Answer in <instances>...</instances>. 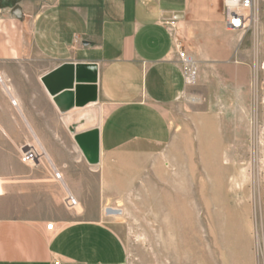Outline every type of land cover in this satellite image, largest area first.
<instances>
[{
    "label": "crops",
    "instance_id": "obj_1",
    "mask_svg": "<svg viewBox=\"0 0 264 264\" xmlns=\"http://www.w3.org/2000/svg\"><path fill=\"white\" fill-rule=\"evenodd\" d=\"M221 1L0 0V125L9 139L40 141L79 203L64 206L63 186L56 202L36 194L26 217L0 218V264H128L104 222L115 173L158 160L178 106L249 82L254 38L227 29ZM78 66L89 96L62 114L44 80Z\"/></svg>",
    "mask_w": 264,
    "mask_h": 264
},
{
    "label": "rangeland",
    "instance_id": "obj_2",
    "mask_svg": "<svg viewBox=\"0 0 264 264\" xmlns=\"http://www.w3.org/2000/svg\"><path fill=\"white\" fill-rule=\"evenodd\" d=\"M255 4L252 23L240 31L254 38L244 89L217 92L196 109L178 106L174 139L158 160L115 173L118 212L104 222L128 264H264V0ZM182 53L190 58L181 48V63ZM4 132L0 125V218L26 217L29 196L56 202L64 185L47 159L21 162V148L42 149L40 141Z\"/></svg>",
    "mask_w": 264,
    "mask_h": 264
},
{
    "label": "built area",
    "instance_id": "obj_3",
    "mask_svg": "<svg viewBox=\"0 0 264 264\" xmlns=\"http://www.w3.org/2000/svg\"><path fill=\"white\" fill-rule=\"evenodd\" d=\"M256 0H223V15L226 23V27L230 31H243L253 21V13L255 9ZM181 49V47H179ZM182 64L191 68L187 69V82L189 85L195 84L197 71L193 66V61L186 57L184 53L181 54ZM0 82L2 78L0 76ZM16 106V102H12ZM21 162L27 166H37L41 164L43 159H47L50 163V157L45 149L35 147H22L21 148ZM51 170L54 174L56 181L62 183L65 187L63 175L57 170L54 165H51ZM63 204L67 209H74L79 206L78 200L74 197L72 192L66 187V194L63 200ZM54 225L48 226V230H53Z\"/></svg>",
    "mask_w": 264,
    "mask_h": 264
},
{
    "label": "water",
    "instance_id": "obj_4",
    "mask_svg": "<svg viewBox=\"0 0 264 264\" xmlns=\"http://www.w3.org/2000/svg\"><path fill=\"white\" fill-rule=\"evenodd\" d=\"M20 15V8L14 11ZM54 74L44 80V84L54 98V102L62 114H66L76 107L85 106L89 90L86 88L89 79L85 67L73 68L66 76ZM54 80V81H53ZM92 84H96L94 81Z\"/></svg>",
    "mask_w": 264,
    "mask_h": 264
},
{
    "label": "bare ground",
    "instance_id": "obj_5",
    "mask_svg": "<svg viewBox=\"0 0 264 264\" xmlns=\"http://www.w3.org/2000/svg\"><path fill=\"white\" fill-rule=\"evenodd\" d=\"M4 193V189L2 188V183L0 182V195ZM117 210H114V209H108L107 210V214H112V215H115L117 214Z\"/></svg>",
    "mask_w": 264,
    "mask_h": 264
}]
</instances>
